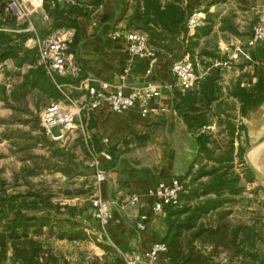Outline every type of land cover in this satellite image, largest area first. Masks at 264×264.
Returning a JSON list of instances; mask_svg holds the SVG:
<instances>
[{"label":"trees","instance_id":"16d2710c","mask_svg":"<svg viewBox=\"0 0 264 264\" xmlns=\"http://www.w3.org/2000/svg\"><path fill=\"white\" fill-rule=\"evenodd\" d=\"M47 1L45 6L50 23L47 27L38 28L37 34L45 37L60 28H73L76 33L71 45L72 52L75 53L74 45L81 39L79 18L91 17L105 0H89L87 3L77 1L78 4L75 5L61 4L56 0ZM225 1L202 0L206 5L203 7L207 14L205 23L188 39L182 37L191 13L184 0H135L126 28L144 32L156 56L167 57L174 63L187 55L194 56L200 39L209 35L214 28L213 17L217 12L208 13L209 7H216L218 3ZM5 6V0H0V64L12 59L18 66L31 64L46 73L38 64L37 47L28 48L25 45L36 34L24 31L26 25L20 24L13 14L6 11ZM251 35L252 31L248 38ZM199 55L202 64L207 67L211 66L206 61L207 58L218 57L207 49H202ZM82 79L83 72L75 80L79 82ZM72 81L74 80L57 78L59 83ZM220 81L219 70L211 68L198 81L197 89L174 91V109L195 130L201 149L195 163L182 177L183 189L178 195L177 203L167 205L162 214L165 215L167 226L162 241L168 246L167 255L172 264H264V249L258 256L250 248L253 227L245 223L232 224L227 219L232 212L228 206L242 194L245 188L243 178L249 177L252 171L244 163V147L240 146L237 154H234V126L230 121L233 116L221 106L213 108V104L223 94ZM45 90L56 100L62 97L52 80L46 84ZM230 94L239 100L242 112L249 106L263 103L264 73H261L252 88L247 89L237 84ZM214 117L226 120L230 133L228 140H220L214 134L202 131ZM47 142L53 148L52 153L57 154L55 143ZM84 148L89 158L91 153L102 150L101 147L94 146L91 147L93 152H89L88 148ZM217 149L221 152L216 153ZM115 157L124 166L122 172L126 171L130 178L137 174L138 169L126 163L121 158V153ZM235 158L244 164L243 175L235 168ZM91 170L95 174L93 167ZM64 172L67 174L68 171ZM120 183V188H124L129 185V180L123 179ZM84 213L82 206L54 202L52 195L45 189L31 188L25 192L11 193L6 187V181L0 178V264H125L120 251L109 242L99 243L105 250L102 257L96 255L88 258L81 254L78 262L69 260L61 251L56 250L54 242L57 240L75 241L89 237L86 225L79 219ZM222 254L226 255L225 260L221 259Z\"/></svg>","mask_w":264,"mask_h":264},{"label":"crops","instance_id":"0c3cea01","mask_svg":"<svg viewBox=\"0 0 264 264\" xmlns=\"http://www.w3.org/2000/svg\"><path fill=\"white\" fill-rule=\"evenodd\" d=\"M199 3L198 0H186L185 6L189 12L203 10V6ZM46 4H48L47 0ZM135 4V0H116L115 2L105 0L91 17L79 18L81 39L78 44L75 43L74 48L76 58L83 67V79L79 82L72 79L74 80L72 83L65 82L64 84L75 99V104L70 107L72 111L81 108V113L76 116L75 120L76 124L82 122L84 131L81 128L75 130H81L86 134L85 141L88 151L93 152L91 147L94 148V146L103 148V139L107 138L109 141L107 148L113 155V160L107 163L108 179L98 185L96 193L97 198L113 201L112 217L107 233L108 241L125 255L141 259L144 264H172L165 253L160 254L156 261L144 258L150 247L165 237L167 231L165 215H151L148 228L140 231L136 225L139 214L142 212L151 214L150 203L144 201L133 205L129 201L131 194L143 193L161 180H168L173 176H185L200 155L201 148L195 130L174 109V91H185L173 73V61L167 57L132 56L125 41L111 38L113 31L126 28L128 16L132 14ZM226 8L229 7L226 6ZM224 13L225 11L221 14ZM104 17L105 22L102 21ZM32 20L37 28L47 27L50 23L47 7L44 6L36 11ZM220 24V22L217 23L209 35L200 39L199 46L202 49H206L205 43L209 38L215 35L220 37L222 33ZM73 30L75 36L76 30ZM182 37L189 38L186 35L185 26ZM246 40L242 42L237 38H232L231 42H227L219 38L218 49L215 51L218 57L206 59L211 66H205L207 68L205 75L211 68L219 70L223 94L213 104V108L221 106L233 116L230 121L234 126V154H237L240 146L244 147L245 153L248 152L250 162L264 177V102L249 106L242 112L241 103L230 94L237 84L247 89L252 88L261 73H264V43L250 47L251 58L243 59L232 68L214 65L216 61L226 57V54H222V50L229 44L245 43ZM25 45L28 48L37 47L36 37L29 38ZM70 50L72 51V45ZM245 66H249L247 70ZM1 67L4 72L0 78H6L10 83L8 91L21 97L25 109V112L18 117L16 111L5 106L6 117L13 116L20 120L17 122L21 123L19 126L30 128L34 125V116H38L39 125L42 126L43 111L51 103L63 101L62 97L56 100L45 90L49 80H54L47 73L37 70L36 66L31 64L18 66L12 59L3 62ZM150 67L153 74L148 77L146 71ZM151 79L162 84V93L154 105L156 112L149 116H143L138 107L119 113L113 111L106 102H102L95 109L89 105L87 85L93 80L107 81L114 88L130 89ZM197 87L198 85L194 90ZM12 104L16 105L13 102ZM202 131L214 134L213 136L220 140L230 138L226 120L218 117L212 118L210 125ZM59 132L57 129L56 133ZM47 138L49 141L52 140L48 135ZM66 139L65 136L61 141L66 142ZM39 145H42L39 149L45 154L49 144L43 139ZM209 147L212 145L209 144ZM79 150L80 152L76 151L77 154L85 157L83 151ZM220 152L221 150H216V153ZM118 153H121V158L125 159L126 163L138 169L134 177L130 178L126 171L122 172L124 166L121 165V160L115 157ZM143 157L145 161H140L139 159ZM137 161H140L139 164ZM234 163L236 170L243 175L244 164L239 163L238 158H235ZM123 179L129 180V185L120 188L122 187L120 181ZM243 182H246L245 178Z\"/></svg>","mask_w":264,"mask_h":264},{"label":"rangeland","instance_id":"374dc122","mask_svg":"<svg viewBox=\"0 0 264 264\" xmlns=\"http://www.w3.org/2000/svg\"><path fill=\"white\" fill-rule=\"evenodd\" d=\"M77 1L87 3L89 0ZM198 1H200L199 5L205 8L204 2ZM229 4L232 5L229 6ZM219 6L222 7L221 10L216 11V7H209L208 10V13L217 12V15L213 17L214 26L221 23L220 37L215 35L205 43L206 49L214 53L218 49L219 38L227 42H231L232 38L244 42L248 38L253 26L262 16L264 0H226L218 3L217 7ZM226 6L229 8L227 9ZM223 11L225 13L222 15ZM196 50L192 58L200 80L204 77L207 68L202 64L199 55L202 47L198 46ZM3 72L0 64V76ZM8 84L10 83L6 78H0V178L6 181V187L11 193L25 192L31 188L45 189L52 195L54 202L82 206L85 213L79 219L86 225L89 237L75 241L57 240L54 242V247L73 262H78L81 254H85L88 258L96 255L102 257L105 250L99 243L109 241L107 236L100 233L95 211L91 205L92 198L96 197L98 185L91 170V158L88 157L84 148L86 141L82 131L75 130L67 133L66 142L52 139L50 142L55 143L54 148L57 149V154L52 153L53 148L50 145L49 148L43 145L47 148L46 153L43 154V151L39 149L42 145L40 146L39 143L43 139L46 143L49 140L43 126L39 125V117L34 116V125L30 128L19 126L21 123L17 122L20 120L13 116L6 117V107L16 111L18 117L25 112L21 97L9 92ZM12 102L16 105L14 106ZM57 129L54 131L56 132ZM79 149L83 151L85 157L77 154L76 151L80 152ZM139 160L145 161V158ZM140 161H137V164ZM244 163L246 164L245 158ZM64 170L68 171L67 174ZM249 174V177L244 176L246 182H242L244 191L235 198L232 205L228 206L232 212L227 219L232 224L245 223L253 227L250 248L259 256L264 249V182L253 172ZM121 255L124 258L122 253ZM221 259L225 260L226 255L222 254Z\"/></svg>","mask_w":264,"mask_h":264},{"label":"built area","instance_id":"2783aa9c","mask_svg":"<svg viewBox=\"0 0 264 264\" xmlns=\"http://www.w3.org/2000/svg\"><path fill=\"white\" fill-rule=\"evenodd\" d=\"M56 2L70 5L78 4L77 0H56ZM5 3L6 11L13 14L20 24L26 25L24 31L36 34V46L39 54L38 64L56 82L57 88L61 92L63 101L51 103L43 111L41 122L45 133L51 139L62 140L67 133L72 132L76 128H84L82 122L76 124L75 120L76 116L80 115L81 108H77L76 111H72L70 108L75 104L72 92L66 89L64 83L57 82L58 77L71 80L78 79L83 72V67L78 62L75 53L70 50L74 39V30L72 28H60L45 37H40L37 34L32 16L45 6L46 0H5ZM205 18L206 13L203 10L192 11L185 25L186 35L189 37L195 35ZM111 38L125 41L132 56L140 58L157 57L155 50L148 43L147 35L140 30L118 29L112 32ZM258 43H264V11L253 27L252 35L246 42L229 44L228 47L222 50V54H226V57L216 61L214 65L222 68H232L243 59H250L249 48L255 47ZM248 67L245 66V69L247 70ZM172 70L184 91L196 88L199 77L196 74L192 56L189 55L182 60L174 62ZM152 74L153 70L150 67L147 69L146 75L149 77ZM7 86L10 87V84ZM87 90L89 105L92 109L97 108L102 102H106L115 112L122 113L138 107L143 116H149L156 112L154 105L161 96L162 84L151 79L144 84L124 89L123 87L114 88L107 81L93 80L92 83L87 85ZM56 128L59 129V133L54 131ZM83 134L87 138L84 132ZM108 142V139L104 138L102 150L99 153H91V166L95 169L96 185L108 179L107 163L113 160L112 152L107 148ZM182 189V177L173 176L168 180L159 181L155 186L149 187L143 193L131 194L129 202L133 205L141 204L144 201H149L150 203L151 214L147 212L140 213L136 224L137 228L140 231H145L149 226L151 215H161L167 205L177 203L178 195ZM91 205L95 211L94 215L98 221L100 233L107 236L108 226L112 217L113 201L93 197ZM167 252V244L164 241H158L145 253L144 258L156 261L160 254H167ZM121 253L124 255L126 264H144L141 259Z\"/></svg>","mask_w":264,"mask_h":264},{"label":"water","instance_id":"95a60500","mask_svg":"<svg viewBox=\"0 0 264 264\" xmlns=\"http://www.w3.org/2000/svg\"><path fill=\"white\" fill-rule=\"evenodd\" d=\"M215 9H216V11H218L220 8L216 7ZM102 21L105 22V17L103 18ZM245 161H246V164L249 167V169L257 176V178L264 182L263 175L250 162V160L248 158V152L245 153Z\"/></svg>","mask_w":264,"mask_h":264}]
</instances>
